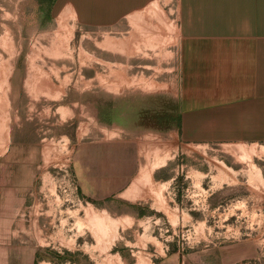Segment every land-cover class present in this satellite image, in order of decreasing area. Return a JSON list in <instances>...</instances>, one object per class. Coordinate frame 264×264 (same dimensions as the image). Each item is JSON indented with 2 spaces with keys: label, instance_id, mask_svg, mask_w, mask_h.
<instances>
[{
  "label": "rangeland",
  "instance_id": "obj_1",
  "mask_svg": "<svg viewBox=\"0 0 264 264\" xmlns=\"http://www.w3.org/2000/svg\"><path fill=\"white\" fill-rule=\"evenodd\" d=\"M61 1L0 0V264L264 247V28L224 0Z\"/></svg>",
  "mask_w": 264,
  "mask_h": 264
},
{
  "label": "crops",
  "instance_id": "obj_2",
  "mask_svg": "<svg viewBox=\"0 0 264 264\" xmlns=\"http://www.w3.org/2000/svg\"><path fill=\"white\" fill-rule=\"evenodd\" d=\"M66 1L62 0L60 7ZM221 5L222 21L236 23L227 25L228 28H264V0H224ZM263 248L261 240L241 241L222 245L220 255L213 252L211 259L207 255L205 262L200 257L195 261L179 257V264H264Z\"/></svg>",
  "mask_w": 264,
  "mask_h": 264
}]
</instances>
